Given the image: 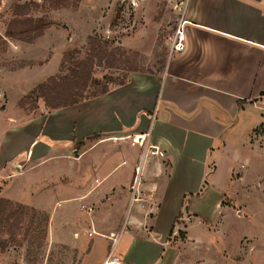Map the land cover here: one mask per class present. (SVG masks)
<instances>
[{
  "label": "crops",
  "instance_id": "obj_1",
  "mask_svg": "<svg viewBox=\"0 0 264 264\" xmlns=\"http://www.w3.org/2000/svg\"><path fill=\"white\" fill-rule=\"evenodd\" d=\"M185 19V51L170 56L169 45L161 71L130 73L124 85L73 107L41 105L29 114L17 104L55 76L32 85V70L0 77V115L13 96L17 118L10 120L18 121L0 129V198L45 212L24 203L25 190L11 182L55 161L53 193L97 215L91 243L77 233L52 236V245L79 256L77 264H103L111 235L126 222L123 264H204L188 254L219 238L234 212L225 200L242 180L238 171L259 160L252 137L264 125V0H190ZM140 137L143 145L134 144ZM228 250L216 252L225 259L219 264L237 261L241 240L237 253Z\"/></svg>",
  "mask_w": 264,
  "mask_h": 264
},
{
  "label": "rangeland",
  "instance_id": "obj_2",
  "mask_svg": "<svg viewBox=\"0 0 264 264\" xmlns=\"http://www.w3.org/2000/svg\"><path fill=\"white\" fill-rule=\"evenodd\" d=\"M175 3L176 0H84V4L83 0H0V34L3 36L8 23L17 17L43 19L48 25L44 39L33 46L0 37V77L3 73H28L32 70L27 78L32 85L57 76L65 53L74 52L75 60L86 57L90 38L98 40L100 47L116 53L117 57L123 58L122 53L126 55L122 67L120 64L121 69L109 70L104 65L94 68V84L88 91L89 96L97 94L109 79L114 80L109 87L117 86L128 77L127 68L137 67L146 74L159 72L167 61L169 39L177 25L179 13L174 9ZM62 9L65 10L60 12ZM1 95L0 88V111L5 104V97ZM14 99L10 96V111L0 115V129L10 121L18 122L10 120L17 118ZM41 105H45L44 101L33 97L23 107L18 104L17 107L30 114L39 111ZM159 105L160 99L157 110ZM252 138L258 141L259 160H255L246 172L238 171L242 180L233 185L231 199L225 200L233 208L235 216L231 212L227 217L224 231L213 241V245L212 242L202 243L191 251L188 254L190 260L203 261L204 264L225 262L222 255L218 259L216 252L229 247L228 253H237L241 240L240 257L229 264H264V125L254 131ZM242 139L240 137L237 141ZM55 163L48 161L27 177L11 182L25 190L22 194L24 203H36L45 212L36 214L30 210L32 208L25 206L29 210L22 213L19 206L23 205L12 203L7 209V212H12V218L9 221L5 219L0 227V264H77V254L65 247L52 245L53 234L57 239V236L68 238L69 235L73 238V234L77 233L79 240L87 244L95 239L90 238L94 234L90 231L89 236L88 230L90 220L97 217L93 208L77 209L73 203L62 202L67 195L53 193L56 178L52 176V166ZM236 177L239 179L240 176ZM137 196V191L132 190V202ZM132 205L125 218L127 220ZM86 209H91L92 213L87 215ZM46 217L49 224L43 221ZM126 226L127 222L115 232L116 241L123 240L120 246L112 245L109 250H114L116 256L121 254L127 239ZM221 239H226L225 243Z\"/></svg>",
  "mask_w": 264,
  "mask_h": 264
},
{
  "label": "trees",
  "instance_id": "obj_3",
  "mask_svg": "<svg viewBox=\"0 0 264 264\" xmlns=\"http://www.w3.org/2000/svg\"><path fill=\"white\" fill-rule=\"evenodd\" d=\"M18 8L16 12L18 15ZM17 17V16H16ZM48 25L43 19H18L15 18L8 23L5 38L24 44H34L39 38H41ZM1 37V36H0ZM100 42L94 38L89 39V49L86 57L83 60L73 57V53H65L63 56V62L60 69V74L51 77L43 84L37 86L30 94L25 96L19 103L21 107L25 102L32 100V98L42 99L45 105L52 110L73 107L78 105L89 98H96L104 96L110 89V84L114 83V80H110L106 85L101 87V90L94 95L89 96L88 91L93 86L94 81L92 79L93 70L96 66L102 67L103 65L109 70H117L122 67L123 61H125V55L117 57L116 53L107 52L103 47L99 46ZM121 69V68H119ZM126 71L130 73L141 72L137 67L127 68ZM128 77L118 84L124 85ZM12 206V203L1 199L0 200V227L3 221L10 220L12 218V212H7V209ZM21 212L29 210L25 206H19ZM33 213L40 214L39 212L30 209ZM44 223L49 224V218H44ZM173 233V232H172ZM182 238H184L183 234ZM6 247L4 246L3 250Z\"/></svg>",
  "mask_w": 264,
  "mask_h": 264
},
{
  "label": "built area",
  "instance_id": "obj_4",
  "mask_svg": "<svg viewBox=\"0 0 264 264\" xmlns=\"http://www.w3.org/2000/svg\"><path fill=\"white\" fill-rule=\"evenodd\" d=\"M189 2L190 0H179V3H178L179 15L177 19V25L175 27L172 37H170L169 39L170 56L176 53H182L185 51V47H186L185 46V26L188 23L185 18H186ZM143 141H144V138L142 139L141 142H138V138H135L133 140V143L137 145H143ZM136 185H137V180L134 181L132 190L134 189L136 190ZM134 200L137 201L138 200L137 197ZM85 213L87 215H90L92 213V210L86 209ZM111 239H112V245H116L118 242V240L116 241L117 237L114 235H111ZM103 264H123V262L118 256L114 254V250H112L106 256Z\"/></svg>",
  "mask_w": 264,
  "mask_h": 264
},
{
  "label": "bare ground",
  "instance_id": "obj_5",
  "mask_svg": "<svg viewBox=\"0 0 264 264\" xmlns=\"http://www.w3.org/2000/svg\"><path fill=\"white\" fill-rule=\"evenodd\" d=\"M142 139H143V138H141V137H140V138H138V142H141V141H142Z\"/></svg>",
  "mask_w": 264,
  "mask_h": 264
}]
</instances>
